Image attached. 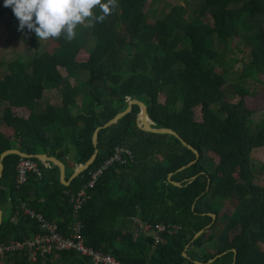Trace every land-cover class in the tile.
<instances>
[{"label": "trees", "instance_id": "trees-1", "mask_svg": "<svg viewBox=\"0 0 264 264\" xmlns=\"http://www.w3.org/2000/svg\"><path fill=\"white\" fill-rule=\"evenodd\" d=\"M155 2L118 0L103 23L78 26L73 41L51 39L58 44L53 52L47 50L50 40L39 42L25 28V53L12 62L0 61V70L5 68L0 74V165L5 152L18 148L43 171L19 186L23 157L5 158L0 205L7 216L0 240L25 241L41 234L40 222L25 208L57 222L60 232L69 235L74 218L67 192L78 191L117 148H125L131 152L124 156L127 162L100 178L80 213L87 245L127 264H209L214 259L210 264H264V162L253 156L264 148V109L249 110L245 101L264 97V0H198L189 18L185 6L168 11L156 9ZM220 9L227 10L226 17ZM5 16L19 28L12 8L0 0V19ZM232 39L248 49L240 59L261 82L254 93L241 77L231 80L217 69ZM83 50L89 58L81 62ZM49 90L60 103L39 112L36 103ZM133 100L145 101L153 128L172 129L200 152V159L176 136L142 130L138 105L100 130L96 147L97 128ZM12 108L31 115L18 116ZM5 126L14 129L12 136L2 131ZM97 149L95 163L70 186L61 182L58 165L37 158L48 153L66 165H83ZM172 174L182 186L170 180ZM233 207L222 226V212L231 213ZM135 218L153 231L161 224L181 229L162 233L164 241L157 244L152 232L137 237ZM0 264L94 263L75 251L38 261L21 251L0 256Z\"/></svg>", "mask_w": 264, "mask_h": 264}, {"label": "built area", "instance_id": "built-area-1", "mask_svg": "<svg viewBox=\"0 0 264 264\" xmlns=\"http://www.w3.org/2000/svg\"><path fill=\"white\" fill-rule=\"evenodd\" d=\"M131 152L125 148H117L116 153L109 158L103 166L91 173V179L84 184L76 192H67L71 204L73 205L74 224L69 235L63 234L59 230V225L50 221L42 213L25 208V212L32 219H37L40 222L42 232L36 235L33 239L25 241L13 240L4 242L0 240V256H5L9 253L27 251L34 261H38L41 256L58 254L64 251H75L80 255L92 260L94 264H127L118 260L114 255L107 254L97 250L92 246L87 245L86 236L84 234V223L80 218V213L84 205L91 199V191L96 187L100 178L115 164L126 163L124 156ZM17 182L19 186L27 184L31 176H43V171L39 162L33 158H23L17 168ZM181 226H175L174 229L166 225H159L155 231L148 226L144 232H152L156 236L157 244L164 241L162 233L169 231L177 232Z\"/></svg>", "mask_w": 264, "mask_h": 264}, {"label": "rangeland", "instance_id": "rangeland-1", "mask_svg": "<svg viewBox=\"0 0 264 264\" xmlns=\"http://www.w3.org/2000/svg\"><path fill=\"white\" fill-rule=\"evenodd\" d=\"M198 4H199L198 0H156L153 6H157L156 9L163 8L169 11L171 6L182 5L188 9V13L186 14V17L189 18L194 12V10L197 9L196 6ZM219 14L222 17H226L227 10L220 9ZM7 19H8L7 16L0 19V61L12 62L16 60L20 54H24L25 51L27 50V47L25 44V40H24L25 38H24L23 31L19 30L18 27H13L10 23H8ZM206 21L209 22L210 20L207 19ZM93 44H94V41L91 43L89 48H91ZM43 46L45 48V44L42 45V47ZM235 46H239L238 49H236ZM47 50L49 52L57 51L58 44L50 40L49 44H47ZM243 52H245V54L248 53V49H245L243 44L241 43L238 44L236 39H232L229 42L226 50L221 53V58H220L221 64L217 66V69L225 73H228L231 80L241 77L244 83L243 85L246 87V89L249 92L254 93L256 86L261 85V82L258 78L254 76V71L252 68H248V69L243 68L242 61L240 59L243 56H245ZM88 58H89L88 50H83L79 54V60L81 62L86 61ZM235 58L237 59L236 61L234 60ZM39 63H40V59H37L36 64H39ZM4 71H5V68H2L0 70V74L3 73ZM63 74L66 75V73H63ZM232 82L236 83L235 81H232ZM53 93H55L54 90L52 91L49 90V91H46L44 94L46 98H48V96L50 94L53 95ZM52 101L54 102V104L60 103V101L58 99H55L54 96H53ZM233 101L237 102V99L233 98ZM245 101H246V106L249 110L257 111V110L264 109V97L262 95L261 97L254 98V99L251 98L250 96L246 97ZM86 104H87V101H83L80 103L82 107H84ZM12 111L15 114H17L16 111L18 112L16 108H12ZM196 112H197V115H200L199 110H197ZM253 152H254V155H253L254 159L257 160V162H264V148L256 149ZM263 180H264V177H263ZM227 207L229 208V204ZM233 212H234V207L231 213L222 212L221 214L222 221L220 223L222 224V226L226 224V219H227L226 215L227 214L232 215Z\"/></svg>", "mask_w": 264, "mask_h": 264}, {"label": "clouds", "instance_id": "clouds-1", "mask_svg": "<svg viewBox=\"0 0 264 264\" xmlns=\"http://www.w3.org/2000/svg\"><path fill=\"white\" fill-rule=\"evenodd\" d=\"M4 6L12 8L19 30L34 32L39 42L62 37L71 42L78 26L103 23L118 0H4Z\"/></svg>", "mask_w": 264, "mask_h": 264}, {"label": "water", "instance_id": "water-1", "mask_svg": "<svg viewBox=\"0 0 264 264\" xmlns=\"http://www.w3.org/2000/svg\"><path fill=\"white\" fill-rule=\"evenodd\" d=\"M134 105H138L141 109V112L140 114L138 115V120H139V125L142 127V130L146 131V132H152V133H162V134H171V135H174L176 136L185 146L189 147L191 150H193L198 159H200L201 157V154L200 152L194 148L193 146L187 144L175 131H173L172 129H166V128H163V129H155L153 128V125H154V122L151 121L150 117H149V113H148V107L145 103V101H139V100H133V101H130L129 102V106L128 108L119 113L117 116H115L113 119H111L109 122H107L104 126H101L99 128H97V130L95 131V136H94V143H95V146H98L99 145V132L100 130H102L103 128H108L114 124H116L121 118H123L125 115H127L128 113H130L133 109V106ZM12 154H17V155H20L22 157H25V158H28V157H33V156H30L24 152H22L21 150L19 149H12V150H9L7 152H5L3 155H2V162H1V165H0V180L3 178V172H4V169H5V164H4V160L7 156L9 155H12ZM98 155H99V149H97L96 153L93 155V157L85 164V165H81L78 172L76 173L75 177L77 178L80 174H82L84 171H86L87 169L90 168L91 165H93L95 163V161L97 160L98 158ZM39 159L40 158H44L46 157L48 160H50L51 162H54V163H57L60 165V167L62 168V170L64 171L66 169V165L61 162L60 160H58L57 158H54V157H51L49 156V154L47 153H43L42 155H38L37 156ZM197 163V161L191 163L189 166H191L192 164H195ZM187 167H184L182 168L181 170H184L186 169ZM180 170V171H181ZM172 177H173V174L170 176V180L172 181ZM197 177H194V179H196ZM174 184H176L177 186H182V183H178V182H175V181H172ZM65 184H69L68 182H66V179H65ZM213 216L214 219L217 218V215L216 214H211ZM3 210L2 208L0 207V227L2 226L3 224ZM204 233V230L201 231L199 234H197L196 238L200 237L202 234ZM187 256V254H186ZM216 259L212 260L211 262H214ZM237 260V258H236Z\"/></svg>", "mask_w": 264, "mask_h": 264}, {"label": "crops", "instance_id": "crops-1", "mask_svg": "<svg viewBox=\"0 0 264 264\" xmlns=\"http://www.w3.org/2000/svg\"><path fill=\"white\" fill-rule=\"evenodd\" d=\"M52 91V90H51ZM53 96L55 97V99H57L56 98V95H55V93H53V95L52 94H50L49 96H48V98H46V96L43 98V100H41V101H39L38 103H36V106L35 107H37V109H38V111L39 112H43V111H45L46 110V108H47V105L49 104V103H54L52 100H53ZM58 100H59V98H58ZM17 110H18V112L16 111V115H18V116H21V117H25V118H28L31 114H30V111H27V110H23V109H20V108H16ZM2 131L5 133V134H7V135H9V136H12L13 134H14V129L13 128H11V127H3L2 128ZM95 144V143H94ZM96 147H98V146H96ZM15 149H18V148H15ZM74 148H72V151H71V155H70V157H72V156H74ZM99 152H100V150H99ZM43 154V153H42ZM48 154V153H47ZM38 156V155H37ZM52 157V156H51ZM23 158H25V157H23ZM28 158H33L34 159V157H28ZM38 158V157H37ZM54 158H56V157H54ZM58 159V158H57ZM40 160H43L44 161V164L45 165H47V166H52V164H56V165H58L59 167H60V165L59 164H57V163H54V162H51L50 160H48L46 157H42V158H40ZM59 160V159H58ZM61 161V160H60ZM61 162H63V161H61ZM64 163V162H63ZM65 164V163H64ZM66 165V164H65ZM83 165H85V164H83ZM80 166L81 165H76L74 162H71L70 163V165H66V169L63 171L62 170V168L60 167V169H61V182L63 183V184H65V179H66V182H68L69 184H65V185H67V186H70L74 181H75V179H76V177H75V175H76V173L78 172V170H79V168H80ZM85 172V171H84ZM70 173H72V175H71V177H69V174ZM81 175V174H80ZM79 175V176H80ZM78 176V177H79ZM68 177H69V179H68ZM194 179V178H193ZM0 207L2 208V210H3V223H4V220H5V218H6V210H5V208H3L1 205H0ZM11 209V208H10ZM26 213V212H25ZM211 215V214H210ZM212 216V215H211ZM213 217V216H212ZM217 218H218V216H217ZM217 218L216 219H214L215 221L217 220ZM135 220V222H136V225H137V228H138V233H137V237L139 236V234L140 233H144V229L145 228H147L148 226H150L151 228H152V226L150 225V224H147V223H144L140 218H135L134 219ZM57 223V222H56ZM58 224V223H57ZM161 225H165V224H161ZM205 232V231H204ZM37 235V234H36ZM35 235V236H36ZM35 236H33V238L35 237ZM33 238H31V239H33ZM2 241V240H1ZM186 254L187 253H185V256H186ZM188 256V255H187ZM212 261V260H211ZM210 261V263H213V262H211ZM209 263V264H210ZM196 264H205V263H201V262H196Z\"/></svg>", "mask_w": 264, "mask_h": 264}]
</instances>
